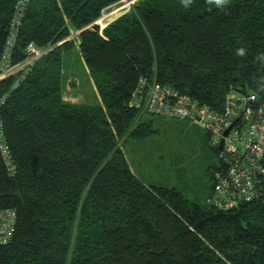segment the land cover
<instances>
[{
    "label": "trees",
    "instance_id": "trees-1",
    "mask_svg": "<svg viewBox=\"0 0 264 264\" xmlns=\"http://www.w3.org/2000/svg\"><path fill=\"white\" fill-rule=\"evenodd\" d=\"M16 2L0 0V63ZM119 2L30 0L18 26L12 64L30 42L52 49L0 81V211L16 213L0 264H264L262 201L216 209L212 184L197 203L144 181L122 148L154 133L144 117L156 116L131 106L143 78L213 109L233 90L264 102V0H138L101 31L94 23ZM76 31L96 103L63 98Z\"/></svg>",
    "mask_w": 264,
    "mask_h": 264
},
{
    "label": "built area",
    "instance_id": "built-area-1",
    "mask_svg": "<svg viewBox=\"0 0 264 264\" xmlns=\"http://www.w3.org/2000/svg\"><path fill=\"white\" fill-rule=\"evenodd\" d=\"M123 1L120 0L119 3ZM29 2L30 0L16 2L11 32L1 57L0 81L14 74L24 77L52 49H43L30 42L25 59L18 64H12L11 52L17 29ZM132 3L134 0L127 4L123 13L131 9ZM121 8L123 6L112 13H103L101 19H106ZM148 80H139L132 94L131 106L152 116L186 120L198 125L208 134L210 148L217 149L219 153V165L213 171V189L208 198L209 204L216 209L228 211L244 202L260 200L264 203V102L255 94L233 90L220 109H213L189 95L180 94L172 87L161 85L155 78L151 82ZM234 92L239 96L235 97ZM4 100L5 97L0 96V106ZM221 145L222 149H219ZM0 151L3 159L8 160L9 147L4 138L1 120ZM6 163L9 164V161ZM15 222L14 211H0V244L10 240Z\"/></svg>",
    "mask_w": 264,
    "mask_h": 264
},
{
    "label": "rangeland",
    "instance_id": "rangeland-1",
    "mask_svg": "<svg viewBox=\"0 0 264 264\" xmlns=\"http://www.w3.org/2000/svg\"><path fill=\"white\" fill-rule=\"evenodd\" d=\"M137 1L134 0V3ZM129 2L131 0H124L107 9L104 14L123 6L104 20L101 19L102 14L101 20L98 19L94 25L102 31L115 17L126 11ZM79 33L72 32L66 40L75 41ZM78 45L79 40H76L75 47L65 56L66 84L63 98L73 103H96L99 96L86 71ZM233 95L239 96L236 92ZM144 118L153 119L154 133L144 140L128 137L122 144L132 171L148 183L176 187L188 198L205 204L213 184L210 171L219 161L217 151L208 147L206 132L186 120L151 116Z\"/></svg>",
    "mask_w": 264,
    "mask_h": 264
},
{
    "label": "clouds",
    "instance_id": "clouds-1",
    "mask_svg": "<svg viewBox=\"0 0 264 264\" xmlns=\"http://www.w3.org/2000/svg\"><path fill=\"white\" fill-rule=\"evenodd\" d=\"M183 2L185 4V6H187L188 3H190V0H183ZM208 2L210 4L214 3L217 7L223 8L228 3V0H208ZM238 54L241 56L244 55V50L239 49Z\"/></svg>",
    "mask_w": 264,
    "mask_h": 264
},
{
    "label": "water",
    "instance_id": "water-1",
    "mask_svg": "<svg viewBox=\"0 0 264 264\" xmlns=\"http://www.w3.org/2000/svg\"><path fill=\"white\" fill-rule=\"evenodd\" d=\"M219 149H222V145L220 146V148Z\"/></svg>",
    "mask_w": 264,
    "mask_h": 264
},
{
    "label": "crops",
    "instance_id": "crops-1",
    "mask_svg": "<svg viewBox=\"0 0 264 264\" xmlns=\"http://www.w3.org/2000/svg\"><path fill=\"white\" fill-rule=\"evenodd\" d=\"M86 68V67H85ZM87 69V68H86ZM88 72V70H86Z\"/></svg>",
    "mask_w": 264,
    "mask_h": 264
}]
</instances>
